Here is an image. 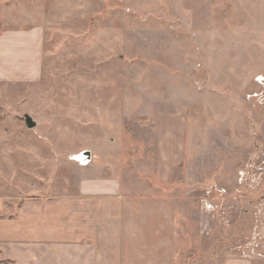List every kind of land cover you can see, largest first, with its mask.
<instances>
[{"label":"rangeland","instance_id":"374dc122","mask_svg":"<svg viewBox=\"0 0 264 264\" xmlns=\"http://www.w3.org/2000/svg\"><path fill=\"white\" fill-rule=\"evenodd\" d=\"M110 9L100 17L136 14ZM167 11L143 9L145 23L99 17L97 25L81 9L82 30L48 33L42 80L15 92L25 98L2 119L0 143L41 145L50 166L87 161L90 149L110 143L125 146V158L144 156L159 117H186L185 159L166 189L178 207L177 264H223L245 257L254 238L264 248L256 210L264 196V0H213L201 30L159 23ZM106 28L128 36L120 55L106 47L114 41Z\"/></svg>","mask_w":264,"mask_h":264},{"label":"crops","instance_id":"0c3cea01","mask_svg":"<svg viewBox=\"0 0 264 264\" xmlns=\"http://www.w3.org/2000/svg\"><path fill=\"white\" fill-rule=\"evenodd\" d=\"M212 5L213 0H0V129L9 124L2 119L14 116L13 103L25 98L15 92L42 80L47 34L82 30L87 16L82 18L81 9L97 25L104 6L135 12L100 17L129 25L151 21L142 18L143 9L161 12L166 6L168 15H157L159 23L186 22L201 30L212 19ZM104 32L114 39L106 47L124 52L126 33ZM186 125V117H159L151 154L125 158V146L110 143L90 149V160L51 166L41 145L0 143V264H177L178 207L166 189L185 159ZM259 200L264 238V196ZM254 240L245 257H228L223 264H264L261 239Z\"/></svg>","mask_w":264,"mask_h":264},{"label":"water","instance_id":"95a60500","mask_svg":"<svg viewBox=\"0 0 264 264\" xmlns=\"http://www.w3.org/2000/svg\"><path fill=\"white\" fill-rule=\"evenodd\" d=\"M25 122H26V125L29 129H33L36 127V124L34 123V121L32 120V118H30L29 116H26L25 118Z\"/></svg>","mask_w":264,"mask_h":264},{"label":"built area","instance_id":"2783aa9c","mask_svg":"<svg viewBox=\"0 0 264 264\" xmlns=\"http://www.w3.org/2000/svg\"><path fill=\"white\" fill-rule=\"evenodd\" d=\"M88 157V159L87 160H90V156H87Z\"/></svg>","mask_w":264,"mask_h":264}]
</instances>
